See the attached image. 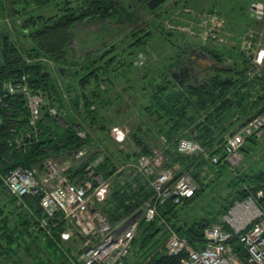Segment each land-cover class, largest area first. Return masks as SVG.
Listing matches in <instances>:
<instances>
[{
	"label": "trees",
	"instance_id": "16d2710c",
	"mask_svg": "<svg viewBox=\"0 0 264 264\" xmlns=\"http://www.w3.org/2000/svg\"><path fill=\"white\" fill-rule=\"evenodd\" d=\"M8 1L6 10L11 11L6 13L7 17L15 15V11H19L22 4L24 6L26 4L41 6L48 2L51 4L50 0ZM75 1L56 0L55 7L58 9L54 12L56 15L50 14L39 23L27 19L22 27H14L13 31L0 34V41L3 44L0 47L1 197L5 186L4 177L11 169L41 168L48 157H72L74 150L86 145L90 146L92 155H97L94 152L97 148L108 152L110 156L105 157L103 166L109 169L114 165L113 158L121 162L128 161L129 155L122 153L123 150L113 142V139H110V142L114 143L111 145L107 139L100 140L94 137L89 132L93 130L88 129L97 128L95 125L100 121L101 128L96 130L99 136L98 133L104 131L102 128L106 125L103 124L108 122L106 120L108 117H112L114 122L120 121L114 118L113 111L111 116L108 114L106 116L103 112L105 108L111 107L114 93L118 95L119 100H123L120 104L127 102L121 92H126L127 85L123 90L115 88L126 80L129 82L131 92L138 97L131 102L139 109L137 110L136 106L128 107L127 110L120 112V116L123 115L125 119L127 115L133 116L131 108L136 109L134 112H139L140 118L134 114V119L138 117L139 120L132 123L129 120L131 126L128 125L129 128L132 127L130 132L134 142L147 154L158 144V137L164 135L166 144L169 145L165 153L171 156L170 163L179 164L177 174L189 172L199 186L193 196L180 202H174L171 197L167 199L159 206L160 215L194 248L204 247L205 228L213 222L220 221L221 216L235 200L243 199L264 187V171L243 173L240 167L241 162L251 151L249 147L257 144L259 138L256 135H250L245 139L242 146L244 157L235 166L226 160L225 150V143L230 135L254 116L264 115V66L261 72L249 73L252 57L247 55L240 45L228 48L214 41L196 45L195 42H190L188 37L186 45H182L180 41L176 45L174 35H167L164 38L162 34L161 38L168 42L166 50L169 51L162 55L165 57L154 60L144 70L137 69L133 65L132 57L138 49L147 47L149 38H154L152 36L157 33L154 31L158 24L154 18H147L141 14L147 11L157 15L158 12H162L160 11L162 5L151 8L147 5L148 0ZM174 1V6L182 3V0ZM199 1L205 2L208 10L221 14L217 0ZM229 9L231 12L237 11L235 17L241 19L244 17L241 14L247 7L243 3L241 5L243 10L239 11L232 3ZM167 15L168 13L163 17L166 18ZM85 21L87 24L94 21L103 25L114 21L119 29L120 27L125 29L121 30L124 32V38L122 42L108 45L102 56L90 53L81 69H67L81 62L71 58L73 51L68 49L70 28ZM236 22L240 24L239 21ZM203 54L211 60L210 63L199 62L198 56L202 57ZM53 61L57 63L59 71L63 72L64 76L60 72L59 75L62 77H58L57 73L53 72ZM183 69H185L183 76L175 77L174 74L180 73ZM73 72L74 77H71L70 74ZM24 73H29L31 86L45 91L48 98H56L55 105L58 109L61 108L59 110L63 112L62 108L65 109L61 114L65 124H61L58 117L47 110L33 126L29 123L30 112L24 96L4 95L5 92L2 91L6 80L14 78L18 80ZM118 75L122 80L116 81L120 79ZM125 75H129V79L124 77ZM65 76L70 80L64 79ZM102 82L107 84L105 89L101 88ZM110 88H114L115 91ZM51 91L53 96L48 93ZM65 97L72 102V108L65 102ZM141 102L144 104L140 106ZM146 117L148 120L144 122ZM76 125L86 131L85 137L78 134ZM182 136L197 140L205 151L193 154L179 152L177 142ZM16 138H22L21 144ZM214 155L218 156L216 163L211 161ZM81 169L74 166L68 170V174L73 178L82 172ZM204 169L206 173L202 174ZM112 180L109 197L101 205L111 221L125 216L151 195L150 177L137 174L132 179L122 182L118 174ZM222 181H227L225 187L218 186ZM205 189H217L218 199L222 204L215 205V212L201 210L202 213H199L196 210ZM222 192L227 193L224 196ZM13 198L18 200L15 196ZM19 204L21 208L18 211L7 212L2 205L0 206V254H5L8 249H12L10 244L17 242L16 237L20 236L22 226L20 228L15 226L20 223L34 228L43 236L40 238L53 245L64 258L68 250L61 245L60 232L64 229V223L57 220L55 225L53 222L50 225L51 233L48 234L39 226V219L44 215L39 195L24 196ZM14 216L18 217L16 219L18 222L11 225L10 221ZM140 228L141 235L133 241L135 250L141 247L146 249L153 244L141 258V261L147 258L142 264H182V254L170 255L166 252L165 245L161 250L155 243L158 235L167 234L163 232L158 218L152 222L142 223ZM233 246L235 250L243 251V245L236 239H233ZM12 256L13 254L1 259L0 264H7L13 259Z\"/></svg>",
	"mask_w": 264,
	"mask_h": 264
},
{
	"label": "built area",
	"instance_id": "2783aa9c",
	"mask_svg": "<svg viewBox=\"0 0 264 264\" xmlns=\"http://www.w3.org/2000/svg\"><path fill=\"white\" fill-rule=\"evenodd\" d=\"M253 6L257 8L259 16L264 14L262 3ZM210 25V29L201 35L205 40L215 32V25ZM247 46H251V43ZM254 52V69L259 70V65L264 61V47L259 45ZM20 78L15 82H10V79L5 82V94H22L27 99L29 123L35 126L44 114L48 96L31 95L26 84L22 83L25 78ZM48 112L62 118V111L57 106H52ZM76 126L78 134L85 137L86 133L79 125ZM127 128L121 124L112 126L114 142L120 144L126 140ZM263 130L264 115H257L230 135L225 143L226 160L233 166L240 163L244 157L242 146L245 139L250 135H259ZM21 139L16 138L20 144ZM162 140L164 144L166 139L162 137ZM177 150L186 154L205 151L197 140L185 136L178 139ZM94 152L97 155H92L90 146L86 145L74 150L72 157H48L41 168L16 167L4 177L9 192L18 200L22 201L28 195H39L44 211L39 226L48 234L53 222L55 225L57 220L64 223V229L60 232L61 245L68 250L71 248L70 253H66L71 264H128L141 224L157 218L163 232L167 233L166 252L170 255L182 254V264H264V187L235 200L220 221L205 228V245L197 249L185 237H181L168 220L161 217L159 210V206L170 197L177 203L194 195L199 186L189 172L177 174L179 164L170 163L163 150L154 146L150 153H143L134 161L130 158L121 162L113 158L114 165L108 170L115 171L105 175L97 169L110 155L101 148ZM211 161L218 162V156H212ZM74 166L82 168V172L71 178L68 170ZM118 174L122 182L137 174L150 177L151 195L125 216L111 221L101 205L107 201L112 179ZM233 239L243 245V251L235 250Z\"/></svg>",
	"mask_w": 264,
	"mask_h": 264
},
{
	"label": "rangeland",
	"instance_id": "374dc122",
	"mask_svg": "<svg viewBox=\"0 0 264 264\" xmlns=\"http://www.w3.org/2000/svg\"><path fill=\"white\" fill-rule=\"evenodd\" d=\"M80 1L82 2V0H77V2H80ZM209 1H213V0H209ZM50 2L51 4H49L48 2L41 6H37L35 4H32V5L26 4V6H24V4H22L19 6V11L17 10L15 11L16 12L15 15H11L7 17L6 13L8 11H11L9 9L6 10V7L8 6L9 1L0 0V34L6 33V32L9 33L10 31H13L14 27L15 28L22 27L27 19L31 20L34 23H39L40 20H45V17L50 14L56 15L54 14V12L58 10L55 7L56 0H50ZM174 2H175L174 0H165L164 2H162L161 3L162 9H160V11L162 12H158L160 13L159 15L158 13L156 15V13L147 12V11L142 12L141 14L142 16H145L147 18L150 17L151 19L154 18V20L158 22L157 27H156L157 29L156 31H154L157 33L156 34L154 33L155 36L154 35L152 36L154 38H151V37L149 38L147 47L138 49L136 51V53L132 57L134 67L136 66L137 69L144 70L154 60L160 59L161 57H165L162 55L165 52H168L169 50H166L168 47L166 46L168 42H165V40L161 38V35L163 34L164 38H166L167 35H172V36L174 35V37H176L175 39L176 45L179 44L178 43L179 41L182 43V45H186L185 43L187 42L186 40L187 37L190 42L193 41L196 43V45L202 44L205 42L206 43L211 42V41L220 43L221 45H224L228 48L235 46V45H240L241 49L245 51L247 55H250L252 57L251 64H250L252 66H251V69L249 70V73L254 74V72L257 73V72L262 71L263 66H264V61L262 64L259 65L260 69L255 70L254 66L256 67V65L253 61V56L255 53L254 52L255 49H257L259 45H262L264 47V14L259 16L260 14L256 12L257 8L253 5L260 2L263 4V7H264V0H248V2L244 0H217V3L220 5V9H221L220 11L222 15L219 12L208 10L209 8L206 6V3L205 2L202 3L199 0H189V2L182 0V3H180L177 6L173 5ZM232 3L236 7L239 8V11L243 10L241 9V5L243 3L244 5H246L247 9H245V11L242 12L241 14L242 16H244L243 18L237 19L235 17V14L237 11L231 12L229 7ZM164 10L166 11L164 12ZM162 13H165V14L168 13L166 18L163 17L165 14H162ZM213 14L214 16H217L216 17L217 22L214 19V16L213 17L210 16ZM49 19L50 17L48 18V20ZM236 20L239 21L240 24H237ZM210 24H213V26L215 25L214 27L212 26L215 32L213 34L208 35V39L205 40L203 38L204 35L203 36L201 35L203 34L205 30L207 31L208 29H210L211 27ZM70 29H71V34H69L68 49L70 48L73 51V54H72L73 56L71 58L78 59V61H81V62L79 63V65H72L71 67L69 66L67 69H70V68H73V69L80 68L81 69L82 66L86 63L87 56L90 53H96L97 56H102V53L107 51L106 48L108 45H111V43L113 42L115 43L122 42L124 38L123 37L124 32L123 31L121 32V30H125L121 27L119 29L118 24H116L114 21L104 23V25L98 24L94 21L93 23L90 22L87 24V22L85 21V22H80L78 25H75L74 27ZM183 41L185 42L183 43ZM250 43H251V46H247V44H250ZM2 45L3 44L0 41V47ZM170 48L171 47H169V49ZM0 54H1V51H0ZM198 59H199V62L204 63V64H208L211 62L210 59H206V58L199 57V56H198ZM56 64L57 63L54 62L53 72L55 74L57 73L58 77L64 76V73L59 71V67H57ZM60 72L62 73V76L59 75ZM74 72H76V69L74 70ZM74 72L70 74L71 77H74L73 75ZM20 77L25 78L24 81L22 80L21 81L22 83L26 84L27 90L29 91L31 95L46 94L45 91H42L40 89H35V87L31 86L29 82V73L21 74ZM65 77L66 78L64 79H67V81L70 80L69 77L67 76ZM118 77L120 79H117L116 81L122 80L121 79L122 77L120 75H118ZM124 77L129 79L128 78L129 75H125ZM15 79L17 78L10 79L9 81L15 82L17 81ZM106 85L107 84L105 82H102L101 88L105 89ZM125 85H127V87H125ZM3 86L4 87H3L2 92L3 93L7 92L6 90L7 87L5 86V84ZM124 87L125 89H127L126 92L125 91H121V92L126 97L127 102L126 103L123 102L120 104V101H123V100L122 99L119 100V98L117 97L118 95L114 93V97H113L114 99L112 101L111 107L109 109L105 108V111L103 112L104 115L107 116L108 114L111 116L112 111H113V114H115V117L114 116L113 117L116 120L120 119V121L114 122L112 121L113 120L112 117H108L106 119L108 122L103 124V125H106L104 128H102L104 129V131L103 130L100 131V133H98L99 136L97 135L96 130L98 128H101L99 124H102V123L100 121H99V124L95 125V126H98L97 128L95 127V128H88V129L93 130L89 132H91L94 137L96 136L99 139L100 138L107 139L108 143L111 145L115 143L119 148H121V150H123L122 153L129 155V157L131 158V161H134L137 158V156L145 153L144 151H142L139 145L134 142L133 136L131 135L132 132H130V130H132V127L131 128L128 127V125H130L129 124L130 121L132 123L133 121H138L140 118L139 112L138 111L134 112L136 109L135 110L132 109V108H135V106L137 107V105L131 102L134 99H138V97H135V94L131 92L132 90H130L131 88H129L130 87L129 82L126 80H123L120 83V85H118V87L116 85L115 88L119 90H123ZM110 90H112L113 92L115 91L114 88H110ZM48 93L49 95L53 96L52 91ZM25 100L27 101L26 98ZM55 100L56 98L54 97L47 98L46 103L44 104L43 111L44 112L47 110L49 111V109L52 106H57L55 105L56 104ZM65 102L71 108L73 107V104L68 97H65ZM143 104L144 103L141 102L140 106ZM128 107H132L131 111L134 114L136 113V115L139 116V118L137 117V119H134V114L133 116L127 115L126 116L127 119H125L123 115L120 116V112L127 110ZM59 109L61 108L59 107ZM138 109L139 107H137V110ZM62 110H63L62 113H64L65 109L62 108ZM58 119L61 122V124H65L63 118H58ZM147 120L148 118L146 117L144 122H146ZM118 123L128 127L126 140L120 144H117L114 141H113L114 143L110 142V139L111 140L113 139L111 128L113 125H116ZM75 128L78 131V127H75ZM81 130L84 131L83 129ZM84 132L86 133V131ZM256 136L257 138H259L256 141L257 144L255 143L249 147L251 150L249 155L240 164L241 172L243 173L244 172L249 173L253 171H264V130L261 132V134L256 135ZM162 137L166 139L164 135H160L158 137V140H157L158 144L156 146H158L160 149L163 150L164 155L168 157V161H169L171 159V156L165 153L169 145L166 144L167 141L164 144H162V142H164L162 140ZM205 173H206V170L204 169L202 171V174H205ZM226 182L227 181H224V182L222 181L220 184L218 183V186L225 187ZM3 189H4L3 197H1L0 195V206L2 205V207L7 212L12 211V210H17V211L20 210L19 208H21V205L19 203L21 202V200H15L13 198V195L9 192L6 185L3 186ZM220 190H224V189H220ZM225 191H227V189H225ZM222 193L225 196L227 192L226 193L222 192ZM222 193L220 194L222 195ZM218 197H219V194L217 193V189H214V190L205 189L204 194L200 198V201H198V206L196 210H198L199 213H202L201 210L203 211L213 210V212H215L214 211L215 205L217 204L218 206H221L220 204H222L221 202H219ZM16 219H18L17 216L12 217L10 221L11 225L17 224L18 220L16 222ZM21 226H22V231H21L20 236L17 235L16 237L17 242L10 244L11 246L10 248L12 249H8V251L5 254H0V256L2 255V257H0V260L4 259L6 256L10 257L11 254H13L12 256L13 259H10V261L7 264H67L69 262V260L67 261L68 257L65 256V254H64V258H62L61 252L59 253L53 245H51L47 241H44L45 239H42L43 236L39 232L37 233L34 230V228H31L28 224L26 225V224H20V223L17 224L15 227L20 228ZM141 232L142 231H140V233L137 236H140ZM40 236L42 238H40ZM166 240H167V234L165 235L161 233L160 235H158L157 239L155 240V243L157 244L158 248L162 250L163 246L165 245ZM145 244H147V242H145ZM149 244H152V243H149ZM158 244L161 246L159 247ZM152 245H150L146 249L145 248L143 249V247H141L138 250L137 249L135 250L134 245H133L131 255L129 256L130 264H142V262L147 261V258H143L142 261H141V258L143 257L147 249L148 250L151 249ZM75 247L76 246H74V248ZM70 251H71V248H69V250L66 253H70Z\"/></svg>",
	"mask_w": 264,
	"mask_h": 264
},
{
	"label": "water",
	"instance_id": "95a60500",
	"mask_svg": "<svg viewBox=\"0 0 264 264\" xmlns=\"http://www.w3.org/2000/svg\"><path fill=\"white\" fill-rule=\"evenodd\" d=\"M165 0H148L147 5L150 6L151 8H155L159 6L162 2ZM203 58L209 59L206 55H202ZM206 63V62H205ZM204 64V63H203Z\"/></svg>",
	"mask_w": 264,
	"mask_h": 264
},
{
	"label": "bare ground",
	"instance_id": "6f19581e",
	"mask_svg": "<svg viewBox=\"0 0 264 264\" xmlns=\"http://www.w3.org/2000/svg\"><path fill=\"white\" fill-rule=\"evenodd\" d=\"M182 23V22H181ZM198 71V70H197ZM191 75V74H190ZM134 90V89H133ZM170 161V160H169ZM98 171H101L103 174L105 175H110L112 173H114L115 170H108L107 166H103L101 165L98 169Z\"/></svg>",
	"mask_w": 264,
	"mask_h": 264
},
{
	"label": "flooded vegetation",
	"instance_id": "af4514ba",
	"mask_svg": "<svg viewBox=\"0 0 264 264\" xmlns=\"http://www.w3.org/2000/svg\"><path fill=\"white\" fill-rule=\"evenodd\" d=\"M184 71H185V69H183V71H181L180 73H175L174 75H175V77H182L183 76V74H184Z\"/></svg>",
	"mask_w": 264,
	"mask_h": 264
}]
</instances>
